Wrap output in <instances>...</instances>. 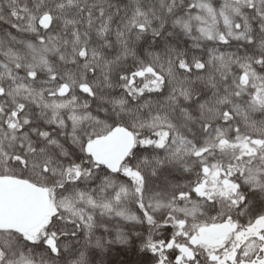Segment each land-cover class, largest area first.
Listing matches in <instances>:
<instances>
[{
  "label": "snow or ice",
  "instance_id": "6c2138e0",
  "mask_svg": "<svg viewBox=\"0 0 264 264\" xmlns=\"http://www.w3.org/2000/svg\"><path fill=\"white\" fill-rule=\"evenodd\" d=\"M0 264H264V0H0Z\"/></svg>",
  "mask_w": 264,
  "mask_h": 264
}]
</instances>
